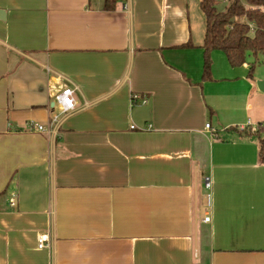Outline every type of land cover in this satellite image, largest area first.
<instances>
[{"label": "crops", "instance_id": "1", "mask_svg": "<svg viewBox=\"0 0 264 264\" xmlns=\"http://www.w3.org/2000/svg\"><path fill=\"white\" fill-rule=\"evenodd\" d=\"M105 1L0 0V264H264V74L205 75L201 0Z\"/></svg>", "mask_w": 264, "mask_h": 264}, {"label": "trees", "instance_id": "2", "mask_svg": "<svg viewBox=\"0 0 264 264\" xmlns=\"http://www.w3.org/2000/svg\"><path fill=\"white\" fill-rule=\"evenodd\" d=\"M248 6L241 0H232L225 11H219L216 0H201L200 6L206 16L205 75H209L214 50H222L232 66L251 63V76L260 55H264V0H247ZM118 0H106L105 7L115 8ZM235 18V21H231ZM255 133L262 135L264 128L259 126ZM260 153L264 159V139L261 140Z\"/></svg>", "mask_w": 264, "mask_h": 264}, {"label": "built area", "instance_id": "3", "mask_svg": "<svg viewBox=\"0 0 264 264\" xmlns=\"http://www.w3.org/2000/svg\"><path fill=\"white\" fill-rule=\"evenodd\" d=\"M75 91L76 88L72 85H65L60 92L55 94L54 96V103L56 105V111L52 113L50 122L46 125L44 123L40 122H31L28 124L26 129L28 131H33V130H38V131H49L52 135H56L58 132V129L62 123V119L64 116L74 112L76 110V102H75ZM137 99H140V97L135 94L133 96V101H136ZM143 103L147 102V99L142 100ZM207 128L211 127L210 123L206 124ZM204 185L206 189L211 191L213 189V179L212 176H205L204 178ZM208 199H209V204H210V199H211V193H208ZM208 204V206H209ZM12 206H16L17 202L16 200H13L11 203ZM205 221H210L211 216L206 215L204 218ZM51 234L49 232L42 233L39 235L38 238V248L39 249H44L47 248L50 245L51 241Z\"/></svg>", "mask_w": 264, "mask_h": 264}, {"label": "rangeland", "instance_id": "4", "mask_svg": "<svg viewBox=\"0 0 264 264\" xmlns=\"http://www.w3.org/2000/svg\"><path fill=\"white\" fill-rule=\"evenodd\" d=\"M232 0H216V7L219 11H225L227 6L230 4ZM241 2L244 4V5H247L248 6V1L247 0H241ZM193 14V13H192ZM195 14V15H194ZM194 18H204L205 19V14L204 12L202 11V9L199 8V3L197 2V4L195 5V11H194ZM249 61L252 63L254 61V57L253 56H250L249 57ZM254 73H261V74H264V55H260L259 56V60L256 62V65H255V69L253 71V74ZM259 96L260 97H257L256 99L252 98L251 101L253 103H256L258 102L259 104H261L259 107L260 108H264V91H261L259 88ZM256 110V109H255ZM256 117H260V116H256ZM254 119V118H253ZM264 120V118H263ZM263 120H260L262 123L259 124V126H262L264 128V121ZM262 137L264 139V133L262 134Z\"/></svg>", "mask_w": 264, "mask_h": 264}, {"label": "water", "instance_id": "5", "mask_svg": "<svg viewBox=\"0 0 264 264\" xmlns=\"http://www.w3.org/2000/svg\"><path fill=\"white\" fill-rule=\"evenodd\" d=\"M232 22L235 21V18H232ZM257 86L261 91H264V79L257 80Z\"/></svg>", "mask_w": 264, "mask_h": 264}]
</instances>
